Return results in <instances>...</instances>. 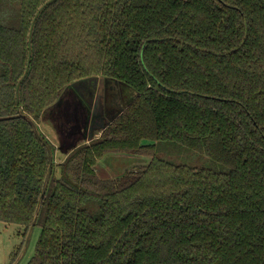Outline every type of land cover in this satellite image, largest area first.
Instances as JSON below:
<instances>
[{
  "label": "trees",
  "instance_id": "16d2710c",
  "mask_svg": "<svg viewBox=\"0 0 264 264\" xmlns=\"http://www.w3.org/2000/svg\"><path fill=\"white\" fill-rule=\"evenodd\" d=\"M95 78L135 97L58 177L37 122ZM0 222L41 228L29 264H264V0H0Z\"/></svg>",
  "mask_w": 264,
  "mask_h": 264
},
{
  "label": "rangeland",
  "instance_id": "374dc122",
  "mask_svg": "<svg viewBox=\"0 0 264 264\" xmlns=\"http://www.w3.org/2000/svg\"><path fill=\"white\" fill-rule=\"evenodd\" d=\"M108 82L102 84L100 91V96L96 103V116H100L101 113L106 109H117L122 102L128 101L135 97V91L121 84L117 80L108 79ZM130 93V94H129ZM61 99V102L58 106L61 105V108L58 109H88L86 105L81 102V104H71L68 100ZM64 101L66 104L63 105ZM63 105V106H62ZM63 116V112L61 113ZM71 112H64V118L72 120ZM103 120H108V117L101 115ZM49 127L52 128V125L49 124ZM53 129V128H52ZM53 137V135H52ZM168 145V143H167ZM165 153L173 155L169 157L170 160L175 162H183L191 165H205L209 167H216V164L213 163L209 158L205 157V163H199V159L202 158L201 155L197 152H188L182 146H178L172 149H166ZM172 152H171V151ZM161 156H165L162 152H158ZM62 154L57 150L55 157H52L53 165L55 166V175L60 176V164L64 161H60ZM129 160L118 159L120 156L114 154H108L106 158L103 159L102 163L96 166L99 171H102L105 174H108L109 177H119L123 174L127 168L131 166L146 164L149 161V158L141 155H133ZM55 162V163H54ZM103 163L106 165L104 166ZM107 168V169H105ZM106 170V172L104 171ZM25 229L16 224H6L0 222V264H29L32 256L35 253V249L39 240L41 233V228L39 226L32 227L28 234H24Z\"/></svg>",
  "mask_w": 264,
  "mask_h": 264
},
{
  "label": "crops",
  "instance_id": "0c3cea01",
  "mask_svg": "<svg viewBox=\"0 0 264 264\" xmlns=\"http://www.w3.org/2000/svg\"><path fill=\"white\" fill-rule=\"evenodd\" d=\"M103 83H104V80L102 78L88 79L87 81L85 80L83 82H80L79 84L85 90L87 94L86 97H88V100H86L87 104H85L86 108L88 109H74V110L67 109V112H71L72 113L71 117L75 119L76 121L80 118L79 117L81 115L80 112H84L85 122L87 123V125L83 129L84 133L82 135H79V136L77 135L79 134L78 130L76 126L71 125V123L73 122L72 120H70V118L66 119L67 121L66 123L70 124V126L65 125V128H62L60 126L59 120H57L56 122L54 121V113L50 115L48 113L44 114L42 118L37 122V127L39 131L46 137V139L52 145L51 149H52L53 158L55 157V153L57 150L60 154H62L60 161H64L67 158L68 154L77 147V146H72L75 141H79L80 139H82L80 143L84 144V143H89L94 138H97L100 136L101 133L98 132V129L103 127L101 126V122L104 123L105 120H103V118L101 117L103 113H101L100 116H96L95 107H96L98 98L100 96V91H101V88L103 87L102 86ZM73 86L74 87L72 88H75L76 85H73ZM91 94H93L92 97H91ZM72 103L73 102L71 101V104ZM126 105L127 104L125 100L124 102H122V105L117 107V109H124ZM49 124L52 125L53 129L49 127ZM114 155L120 156V158L118 159L129 160L131 158V157H128L127 155H122V154H114ZM104 158L100 159L97 165L102 163ZM103 165L106 166L104 163ZM104 171L106 172V170Z\"/></svg>",
  "mask_w": 264,
  "mask_h": 264
},
{
  "label": "water",
  "instance_id": "95a60500",
  "mask_svg": "<svg viewBox=\"0 0 264 264\" xmlns=\"http://www.w3.org/2000/svg\"><path fill=\"white\" fill-rule=\"evenodd\" d=\"M49 3V2H48ZM47 5V4H46ZM29 67H30V61H29V64H28V69H29ZM50 175H51V173L49 174V178H50Z\"/></svg>",
  "mask_w": 264,
  "mask_h": 264
}]
</instances>
